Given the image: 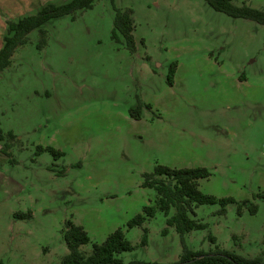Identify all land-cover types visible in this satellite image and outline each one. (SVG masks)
I'll list each match as a JSON object with an SVG mask.
<instances>
[{
    "label": "rangeland",
    "instance_id": "1",
    "mask_svg": "<svg viewBox=\"0 0 264 264\" xmlns=\"http://www.w3.org/2000/svg\"><path fill=\"white\" fill-rule=\"evenodd\" d=\"M70 1L0 0V46L10 22ZM116 8L132 11L136 53L112 39ZM42 29L45 44L30 33L0 76V184L14 187L0 200V264H61L69 220L87 256L121 230L124 264L178 263L185 248L264 261V25L205 0H97ZM158 165L205 168L200 191L238 203L195 207L207 227L184 236L160 211L130 227L156 207L143 184Z\"/></svg>",
    "mask_w": 264,
    "mask_h": 264
},
{
    "label": "trees",
    "instance_id": "2",
    "mask_svg": "<svg viewBox=\"0 0 264 264\" xmlns=\"http://www.w3.org/2000/svg\"><path fill=\"white\" fill-rule=\"evenodd\" d=\"M97 0H72L61 5H46L36 15L25 17L18 22H10L4 46L0 50V74L11 65L12 57L18 48L26 45L29 35L39 30L43 37L42 45L45 44L46 32L42 29L44 24L53 19L74 15L78 11L89 10L94 7ZM112 2L114 0H111ZM214 10L224 13L232 18L245 19L264 25V11L252 8L246 4L238 6L233 0H205ZM74 17V16H73ZM135 26L131 10H120L116 8L112 39L117 43H124L131 52L136 53L137 42L134 36ZM171 70L169 83L173 85V74ZM132 115L133 110H132ZM136 119H140L139 116ZM46 150L58 154L54 149ZM210 177L205 168H184L173 169L158 165L151 174L145 175L144 187L154 189L157 193L156 207L147 206L143 214L137 215L129 224L130 227H142L147 218L154 217L157 211L164 213L167 218V225L175 227L177 232L184 236L193 230L206 229V225L200 224L191 218L195 215V207L200 205L220 204L225 207L238 202L233 198L217 199L214 196L203 194L199 189V180ZM264 201V192L258 195ZM252 214L257 212V207L250 210ZM23 217V215H16ZM64 240L68 246L69 253L63 258L61 264H124L117 255L122 252L132 251L134 248L126 239L121 230L111 234L101 244H95L91 255H85L80 247L90 243V238L85 229L72 221L65 223L63 230ZM147 231L143 236L142 245L147 244ZM211 240L215 241L214 238ZM130 264H162L157 262H135ZM173 264H264L262 258L249 259L236 255L226 250L218 249L213 254H203L184 249L181 259Z\"/></svg>",
    "mask_w": 264,
    "mask_h": 264
},
{
    "label": "crops",
    "instance_id": "3",
    "mask_svg": "<svg viewBox=\"0 0 264 264\" xmlns=\"http://www.w3.org/2000/svg\"><path fill=\"white\" fill-rule=\"evenodd\" d=\"M5 29H6V27L3 29V32L5 31ZM7 29H8V28H7ZM6 34H7V33H6ZM5 36H6V35H5ZM1 38L3 39L4 37L2 36ZM4 40H5V38H4ZM4 43H5V42L2 41L1 46H0V50L3 48ZM15 53H16V52H15ZM10 66H11V65H10ZM10 66H9V67H10ZM9 67H8V68H9ZM8 68H7V69H8ZM5 70H6V69H5ZM5 70H4V71H5ZM4 71H3V72H4ZM3 72H2V73H3ZM2 73H1V74H2ZM1 74H0V76H1ZM12 189H14L13 185H11V184L8 185L7 183H5V184H4V183H1V184H0V200H2V196H6L7 192H9V190H12Z\"/></svg>",
    "mask_w": 264,
    "mask_h": 264
}]
</instances>
